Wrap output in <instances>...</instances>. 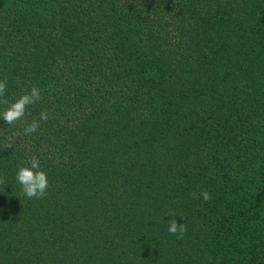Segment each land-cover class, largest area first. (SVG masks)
Returning <instances> with one entry per match:
<instances>
[{
  "label": "trees",
  "instance_id": "1",
  "mask_svg": "<svg viewBox=\"0 0 264 264\" xmlns=\"http://www.w3.org/2000/svg\"><path fill=\"white\" fill-rule=\"evenodd\" d=\"M5 78L0 264H264V0H0Z\"/></svg>",
  "mask_w": 264,
  "mask_h": 264
},
{
  "label": "clouds",
  "instance_id": "2",
  "mask_svg": "<svg viewBox=\"0 0 264 264\" xmlns=\"http://www.w3.org/2000/svg\"><path fill=\"white\" fill-rule=\"evenodd\" d=\"M7 89V79L0 80V104L7 105L6 109L0 114V119L8 125H13L15 122L22 120L26 114L28 106L33 105L41 100V90L39 87L33 86L30 91L20 95L14 102L10 103L5 97ZM49 115L47 110L40 112L39 120H33L25 129V135H31L37 132L40 128V121L47 122ZM6 178H0V184L5 183ZM16 180L22 186L23 193L29 198L42 199L47 194L49 185L48 176L41 169L39 160L33 157L29 166L20 167L16 173ZM193 199H203L204 202L210 201L213 197L207 190L201 192H192L190 194ZM168 232L176 236L177 239H183L187 233V224L178 223L175 213L169 211L167 213ZM182 218V217H181Z\"/></svg>",
  "mask_w": 264,
  "mask_h": 264
}]
</instances>
